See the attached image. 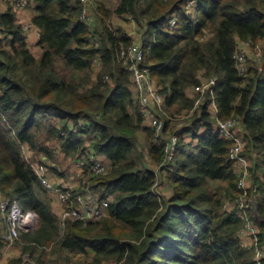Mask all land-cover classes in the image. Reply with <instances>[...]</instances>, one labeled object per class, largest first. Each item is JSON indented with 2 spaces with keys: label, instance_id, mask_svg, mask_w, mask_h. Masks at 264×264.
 <instances>
[{
  "label": "trees",
  "instance_id": "trees-1",
  "mask_svg": "<svg viewBox=\"0 0 264 264\" xmlns=\"http://www.w3.org/2000/svg\"><path fill=\"white\" fill-rule=\"evenodd\" d=\"M33 1L43 49L38 58L12 6L0 14V193L18 199L39 221L21 231L22 255L7 264H48L45 254L53 247L77 254L92 249L87 264H258L239 237L245 221L235 209L223 210L242 193L229 158L233 142L215 124L240 120L242 156L251 160L247 199L255 198L264 218V0H118L115 6L101 0L94 29L79 20L81 0ZM113 15L141 28L145 64L166 98L164 133L177 129L176 114L194 107L197 97L186 91L201 83V71L217 78L214 93L186 121L173 164L165 163V145L155 142L154 130L143 126L131 74L119 60L135 39L113 27ZM238 39L262 44L261 61L252 59L244 74L234 59ZM97 57L102 67L95 77ZM186 135L196 143L186 142ZM24 146L33 158L23 154ZM57 146L66 158L78 160L90 149L110 161L102 175L90 176L84 167L90 189L109 199L108 217L69 221L60 230L32 166L40 162L56 172ZM147 158L159 169L147 167ZM162 171L169 195L159 190ZM250 218L264 245V221ZM7 233L0 220V257Z\"/></svg>",
  "mask_w": 264,
  "mask_h": 264
},
{
  "label": "built area",
  "instance_id": "built-area-1",
  "mask_svg": "<svg viewBox=\"0 0 264 264\" xmlns=\"http://www.w3.org/2000/svg\"><path fill=\"white\" fill-rule=\"evenodd\" d=\"M31 1L32 0H9L14 10L27 7ZM81 1L83 7L79 20L85 22L91 28V25L96 22L97 1ZM191 5H194V1L190 2L189 6ZM134 39L135 41L131 46L121 49L119 60L131 74L133 95L141 107L143 119L147 116L152 118L151 129L154 130L155 140L165 145V152L167 153L165 163L173 164L175 162L176 150L179 143V135L182 133L186 124L179 122L175 132L170 134L164 133L165 119H163L160 112L163 110L166 98L160 93L159 89L156 88V82L151 76V69L145 64V52L142 40L137 38ZM91 41L93 44H99V42L94 39H91ZM252 43L251 41L237 40L234 59L240 74H244L247 71V48L250 47ZM253 44L255 45V43ZM261 56L262 52L259 49L253 60L260 62ZM101 64L100 58L97 57L93 65ZM216 84L217 78L211 77L204 78L199 85L193 87L199 98L196 99L194 107L189 109L186 117H191L195 113L208 93H214ZM215 127L221 137L233 142L229 152V158L233 160L236 165L245 163L244 169L238 175V188L242 195L233 201L227 200L223 205V210L232 212V210L235 209L236 214L245 221L244 228L239 235H241L242 232L248 231L252 233L253 240L251 245L242 244L253 253L254 259L258 264H264V245L259 244L258 233L253 229V220L250 218L251 212L249 204L252 199H247L249 188L246 186V181L251 177V173L249 170L250 164L246 162L245 156H242L245 149V134L243 127L240 120L236 117L218 120ZM23 154L27 158L29 157L27 156V147L25 146L23 148ZM77 163L82 168L89 166L90 176L106 174L110 168V162H108L105 156L90 149L87 150V155H82L77 160ZM32 166L41 185L47 192L48 197L57 199V201L62 204V211L59 216V226L61 229H63L69 221H78L87 224L90 222H97L109 216V199H101L96 192L90 189L89 182L86 181V183L78 189L81 190V192H78V190L65 188L60 185L52 175V172L49 171L47 165L40 162H32ZM0 220L7 224L9 246L19 239L21 231L32 230L36 225L35 221L37 222L36 214L27 211L22 202L18 199L11 201L2 193H0ZM31 264L33 263L31 262ZM102 264L108 263L103 262Z\"/></svg>",
  "mask_w": 264,
  "mask_h": 264
},
{
  "label": "crops",
  "instance_id": "crops-1",
  "mask_svg": "<svg viewBox=\"0 0 264 264\" xmlns=\"http://www.w3.org/2000/svg\"><path fill=\"white\" fill-rule=\"evenodd\" d=\"M9 6H11L9 0H0V14L5 12ZM34 6H35V3L32 0L27 5V7L15 10V14H16L17 22H19L20 24L23 25V28H24L25 34H26V41H27V44L30 48L31 53L36 58H38L41 55L43 49H42V46L39 45L40 30L32 22V16H33L32 9L34 8ZM110 22L114 28L117 29V28L121 27L124 30H126L129 34H131L132 36L133 35L135 36V25L136 24L133 21H131L130 28H127V26H129L130 24H128L125 28L124 25L122 24V22H124V21L121 20V17L116 16V15H113L111 17ZM95 27H96V22H94L91 25L92 29H94ZM0 36L2 37V34H0ZM101 67H102V65H93V71H94L95 77H96V75H98L99 71L101 70ZM202 73H203V71H201V73H200L201 74V76H200L201 80H203ZM155 86L157 89H159V87L157 86L156 83H155ZM186 93L189 97H196L197 96L196 95L197 93L195 92L193 87L188 88ZM188 111H189L188 109L184 110L178 116H181V117H183L184 115L186 116ZM217 111H218L217 106H216L215 102H213L210 106V113H211L213 118H216ZM151 124H152V118L150 116H147L146 118L143 119V126L151 128ZM176 125L178 126V123H176ZM141 135L143 137L141 138V140H139L140 144L142 146H145L146 142H145L144 134L142 133ZM184 138H185L186 142L196 143V140L192 139L190 135H186V136H184ZM155 142H156V140H155ZM55 151L57 153V162L55 164V168L57 169V171L56 172L51 171L52 175L55 177L57 182L60 185L64 186L65 188H72L74 190H78L80 187H82L84 185L83 183L85 181H87V179H88V175L86 176L85 169L78 165L77 159L66 158L65 154L62 153L61 148L59 146H57L55 148ZM27 156H29L28 158H33V152L29 148H27ZM245 158H246V162L251 164L249 157L246 156ZM108 162H110V161L108 160ZM145 164L149 168H154L157 170L159 169L157 166H155V164L149 158L146 159ZM235 166H236L235 170H236L237 174L239 175L242 172V170L244 169L245 163H240V164H237ZM160 175H161V182L159 185V190H161L165 194H168V195L171 194L172 192L169 189V187L165 181V176H164L165 171H162V173ZM251 185H252V177L248 178L246 181V186L248 188H250ZM253 200H255V198H252V201ZM49 203H50L52 211L57 216H60V213L62 211V204L60 202H58L57 199H53V198L52 199L49 198ZM249 207H250V204H249ZM250 212L253 215L251 209H250ZM253 218L255 219L254 216H253ZM257 221H259V220H257ZM253 224H254L253 229L259 234L260 227L258 226V224L256 222H253ZM239 236H240V239H241L243 244H249V245L252 244V240H253L252 233L245 231V232H242L241 235H239ZM87 253L89 255H91V257H93V255H94V252L92 249H87ZM7 263H8V260L6 258H4L3 260H0V264H7Z\"/></svg>",
  "mask_w": 264,
  "mask_h": 264
},
{
  "label": "rangeland",
  "instance_id": "rangeland-1",
  "mask_svg": "<svg viewBox=\"0 0 264 264\" xmlns=\"http://www.w3.org/2000/svg\"><path fill=\"white\" fill-rule=\"evenodd\" d=\"M96 1L100 2L101 0H96ZM105 1H107L110 5L115 6L117 4L118 0H105ZM189 9L191 10L190 11L191 13L194 12V10H193L194 6L193 5L189 6ZM121 20H123L125 22V23L122 22V24L124 25L125 28H126V26L128 24H130V25L127 26V28H130L132 20H130V19L126 20V19H123V18H121ZM141 36H142L141 28L136 24L135 25V36L134 37L137 38V39H141ZM261 48H262V44L261 43H256L255 45L252 43V44H250V47L247 48V56H248L247 58H248V64L249 65L251 63V60L255 57L256 52L259 51V49L261 50ZM202 77H203V79L205 78L204 75H202ZM196 97H197V99L199 98L198 95ZM178 115H180V114H176L175 115L176 118L178 119L177 123H179V122L186 123V121L190 119V117H186L185 115L183 117L178 116ZM163 119H165L164 116H163ZM141 134H142V132H141ZM141 134L139 133V135H138L139 136V140H141V138L143 137ZM54 167H55V164H54ZM57 217H58V220H59V216H57ZM36 218H37V216H36ZM35 223H36V225L32 228V230L37 228V224L39 223L38 218H37V222L35 221ZM59 228H60V226H59ZM60 230H62V229L60 228ZM6 237L8 238V233H7ZM17 241H15V243L11 245L12 247L9 246L8 244H7V246L4 247L3 255H2V257H0V260H3L4 258H6L9 261L11 258L19 257V256L22 255L21 245L19 243H17ZM23 257H24V259L26 261H30L28 255L27 256L23 255ZM45 257H46V260H47L48 264H87V263L91 262L92 259H93V257H91V255H89L87 252L86 253L77 254V253H72V252H70L68 250H65V249H61L60 247L48 248L47 249V253L45 254ZM32 263L35 264V262H33V261H32ZM107 263L108 264H116L114 262H107Z\"/></svg>",
  "mask_w": 264,
  "mask_h": 264
},
{
  "label": "water",
  "instance_id": "water-1",
  "mask_svg": "<svg viewBox=\"0 0 264 264\" xmlns=\"http://www.w3.org/2000/svg\"><path fill=\"white\" fill-rule=\"evenodd\" d=\"M253 213V216L255 217V219L259 220L260 222L264 221V218H262L259 214L258 211V202L256 200H253L250 202V207H249Z\"/></svg>",
  "mask_w": 264,
  "mask_h": 264
}]
</instances>
